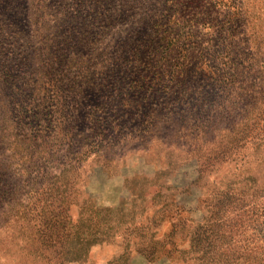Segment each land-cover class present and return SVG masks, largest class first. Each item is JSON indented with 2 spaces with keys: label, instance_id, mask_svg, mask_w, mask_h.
Segmentation results:
<instances>
[{
  "label": "rangeland",
  "instance_id": "rangeland-1",
  "mask_svg": "<svg viewBox=\"0 0 264 264\" xmlns=\"http://www.w3.org/2000/svg\"><path fill=\"white\" fill-rule=\"evenodd\" d=\"M0 264H264V0H0Z\"/></svg>",
  "mask_w": 264,
  "mask_h": 264
},
{
  "label": "trees",
  "instance_id": "trees-1",
  "mask_svg": "<svg viewBox=\"0 0 264 264\" xmlns=\"http://www.w3.org/2000/svg\"><path fill=\"white\" fill-rule=\"evenodd\" d=\"M156 181H159L160 175L157 176ZM124 203V202H123ZM122 209H127L134 215L131 222L135 226L140 227L143 224L150 225L154 228L155 237L158 240L165 241L166 249L171 253V257H174L176 244L168 233H163L161 228L155 223V220L149 215H145L144 212H139L137 206L130 205L125 207V204H120ZM87 208L85 207L84 210ZM209 218V222L205 228H200L199 232L195 236V240L191 242V246L195 251L203 253L206 259L209 257L217 258L219 255L225 254V257L232 251V248L236 246L235 241L229 234V225L225 222L217 223V218ZM145 248V247H144ZM139 253L147 255L149 253L145 248V252L137 248ZM224 257V258H225Z\"/></svg>",
  "mask_w": 264,
  "mask_h": 264
}]
</instances>
